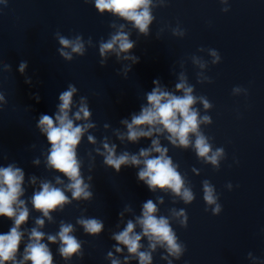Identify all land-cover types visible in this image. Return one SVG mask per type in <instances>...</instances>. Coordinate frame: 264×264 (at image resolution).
<instances>
[{
    "label": "clouds",
    "instance_id": "obj_1",
    "mask_svg": "<svg viewBox=\"0 0 264 264\" xmlns=\"http://www.w3.org/2000/svg\"><path fill=\"white\" fill-rule=\"evenodd\" d=\"M91 2L100 15L105 13L122 20L125 23L113 21L109 27L112 31L108 39L98 42V51L101 67L106 66L108 57L115 55L116 60L130 61L121 69L127 78L134 64L139 63V57L133 54L136 41L130 37L132 30L138 35L148 37L150 26L156 17L153 10L167 6L168 0H85ZM224 5L228 0H220ZM7 4V0H0ZM222 11H229L224 7ZM131 25V28L128 27ZM164 29H160L162 32ZM172 34L178 37L185 36V30L179 24L171 28ZM159 35V33H158ZM55 38L60 47L57 52L65 61L71 62L75 56H84L87 47L95 46L91 37L87 41L80 34L74 37H66L59 31ZM200 52H207L211 57L210 63L215 65L221 62V56L216 49L201 47ZM191 63L199 69L196 73L197 83H211L212 80L205 74L209 61L202 56L192 55ZM5 70H11V65L4 63ZM27 61H21L18 72L25 75V83L31 84V78L26 76ZM181 68H184L181 62ZM119 74V73H118ZM154 87L145 93L146 103L140 106L138 113H132L131 118L122 119L120 123L126 129H115L113 134L124 143H138L141 139H149L150 146L140 148L137 153L127 150L117 152V144L108 136L99 141L91 134L90 130L96 129L97 124L92 121V112L86 96H80L74 100L78 93L77 87L69 83L66 90L59 94V103L53 115L41 114L36 127L40 134L44 135L50 147L42 153L46 170L58 173L53 179H40L35 175L28 177V186L33 188L30 198L25 199V172L16 163L0 166V217L12 221L10 229L6 233H0V264H54V256L49 245H58L57 252L68 264L73 257L83 258V242L75 236L76 226L83 229L89 236L97 237L105 229L102 220L88 217L82 214L76 219L75 225L64 220L59 221V230L56 233H46L43 229L46 222L56 223L53 213L63 212L65 207L73 202H88L93 199L92 175L86 178L82 172L83 160L78 155V148L82 140L87 136V142L94 147L87 153L92 162L88 171L91 173L95 163V157H103V164L113 169L117 174L122 167H135L137 179L143 182L149 191H157L171 194L173 203L177 200L185 205L195 200V193L186 176L178 170L179 165L169 156V148L161 143L162 136L172 147L195 152L197 158L204 164L211 165L219 170L221 161L226 158L223 147H213L212 138L205 135L202 126L213 123L211 116L207 114L213 108L212 103L205 96L195 94V86L189 83L186 71L181 70L177 75L174 90H169L161 84L159 79L153 80ZM233 95L243 93L247 95V89L234 87ZM39 102V95L34 97ZM8 103L5 94L0 90V110ZM202 105L204 113L201 114L197 105ZM109 124H104L108 129ZM35 148V145H32ZM93 153L95 155H93ZM34 165L41 163L40 158L33 159ZM192 172L199 175L195 167ZM63 177V178H62ZM66 181L65 182V179ZM38 185V186H37ZM226 187L231 190L232 184ZM203 201L206 204L205 211L211 209L212 215L222 212L219 203V195L215 186L210 181H202ZM70 194V196H69ZM32 210L41 215L34 220V226L24 227L30 219ZM165 203L163 196H157L155 202L148 199L142 203L140 215L124 222V213L132 212L130 205H126L123 211L118 213L121 222H124L122 230L111 233V239L115 241L112 251L107 253L106 259L110 264H129L130 260H137L138 264H153V253L157 249H163L161 259L167 264H173V260H180L186 251V246L179 240L172 223L179 224L182 228L188 226V215L185 209L170 208L168 215H161L160 205ZM83 211H86L83 210ZM120 225L117 224V228ZM139 229V231H137ZM25 237L27 240L25 241ZM147 241V246L142 240ZM46 241V242H45ZM21 245L23 249L21 251ZM126 255L118 256L116 254ZM252 264H264V261L248 254Z\"/></svg>",
    "mask_w": 264,
    "mask_h": 264
}]
</instances>
